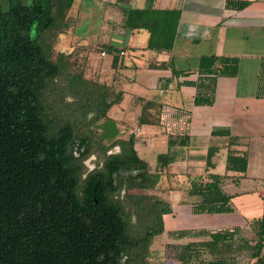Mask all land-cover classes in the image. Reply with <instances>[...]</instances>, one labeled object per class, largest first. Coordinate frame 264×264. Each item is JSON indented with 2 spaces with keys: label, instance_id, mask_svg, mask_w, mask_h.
<instances>
[{
  "label": "trees",
  "instance_id": "trees-1",
  "mask_svg": "<svg viewBox=\"0 0 264 264\" xmlns=\"http://www.w3.org/2000/svg\"><path fill=\"white\" fill-rule=\"evenodd\" d=\"M73 1L7 0L0 6V264H149L152 241L164 232L163 215L171 210L164 200L132 191L154 189L159 169L174 160L172 146L186 144L169 136L168 151L157 155L151 172L133 136L119 138L107 112L122 94L86 80L80 70L68 71L78 61L57 49ZM248 4L225 1L231 10ZM178 19V11L132 9L125 24L148 31V48L169 50ZM226 61L199 58L194 105H211L217 78L237 75ZM211 135L229 137L225 169L245 172L246 155L230 149L228 130L213 129ZM216 150L208 149L206 167ZM91 157L95 165L89 170L85 161ZM224 178L208 173L190 183L194 214L233 211ZM248 226L251 241H236L234 232L170 233L190 240L177 260L203 264L201 252L211 257L205 264H228L234 250L245 252L250 264H264V215Z\"/></svg>",
  "mask_w": 264,
  "mask_h": 264
},
{
  "label": "crops",
  "instance_id": "crops-1",
  "mask_svg": "<svg viewBox=\"0 0 264 264\" xmlns=\"http://www.w3.org/2000/svg\"><path fill=\"white\" fill-rule=\"evenodd\" d=\"M225 1L74 0L67 14L68 33L59 40L61 46L68 36L67 53L82 60L86 80L122 94L107 116L115 121L119 138L133 136L137 155L151 172L157 155L168 151L169 136L185 141L172 146L174 160L159 169L153 189L170 206L163 215L167 244L190 240L172 237L170 233L180 230H167L166 221L183 220L186 230L238 236L264 215V0H244L249 4L242 10L227 9ZM132 9L178 11L172 48H148V31L125 24ZM83 25L84 30L76 31ZM202 55L229 58L223 65L235 67L237 75L217 78L213 103L196 106L192 83ZM213 129H227L234 139L230 149L246 155L243 174L225 169L229 137L213 136ZM210 147L217 150L212 166L206 167ZM208 173L225 176L222 190L232 197V212H192L196 198L187 193L190 183Z\"/></svg>",
  "mask_w": 264,
  "mask_h": 264
},
{
  "label": "rangeland",
  "instance_id": "rangeland-1",
  "mask_svg": "<svg viewBox=\"0 0 264 264\" xmlns=\"http://www.w3.org/2000/svg\"><path fill=\"white\" fill-rule=\"evenodd\" d=\"M6 1L7 0H0V6L2 8L5 7L6 5ZM85 25H83L82 27H80L79 29H77L76 31H82L84 30V27ZM66 32H64L65 34ZM68 33V32H67ZM66 33V34H67ZM65 34V35H66ZM70 34V32H69ZM67 37L68 36H64L63 37V41L61 43V46L58 44L57 46V49H61V48H67L66 47V41H67ZM64 45V46H63ZM67 51V50H66ZM56 58V54H53V59ZM71 61H74V60H71ZM77 61V60H76ZM73 63V62H71ZM83 66V62L82 60H78V62H76V64L72 65V66H69L67 68L68 71H70L71 73H76L77 70H80L82 71V75H83V72H84V68L82 67ZM82 67V69H81ZM84 77V76H83ZM146 119H148V117H145ZM159 118V117H158ZM169 119V117H166V120ZM180 135V133H178ZM117 151V148H114L112 149L111 151L109 152H116ZM94 160L95 158L94 157H91L89 159H87L85 161V165L87 166L88 169H93L94 168ZM224 172V170H222ZM244 173V172H243ZM243 173H240V174H243ZM236 175V174H235ZM132 193H136V194H143L145 193L146 195H148L149 197H156V198H160L159 196H157V194L154 192V190H148V191H141V190H133ZM182 222L183 220H179L176 224L175 223H168L166 221L165 223V228L167 230L169 229H172L173 227H177V229L179 230H182V229H185L186 226L183 228L182 226ZM187 222V220L185 219L184 223ZM181 228V229H180ZM186 230V229H185ZM253 238V235L250 231H247L246 234L244 235H238L236 237H234V239L236 241L238 240H241V239H246V240H249L251 241ZM195 241L196 240H207L208 237H196L194 238ZM193 239V240H194ZM177 240V239H176ZM167 239L165 237L164 234L162 235H157L156 237H154L153 241H152V244H151V247H150V253H149V256H148V263L149 264H178V260H177V256L178 254L182 251L181 247L184 246V245H181L180 243L178 242H174L172 244H167ZM181 248V249H180ZM199 260L202 261L203 264H205L208 260L211 259V257L208 255V254H205V253H201L199 252ZM227 260L229 261L228 264H250V261L248 260L247 256H246V253L243 252V251H231L230 253H228L227 255Z\"/></svg>",
  "mask_w": 264,
  "mask_h": 264
},
{
  "label": "built area",
  "instance_id": "built-area-1",
  "mask_svg": "<svg viewBox=\"0 0 264 264\" xmlns=\"http://www.w3.org/2000/svg\"><path fill=\"white\" fill-rule=\"evenodd\" d=\"M120 54H123L122 52Z\"/></svg>",
  "mask_w": 264,
  "mask_h": 264
},
{
  "label": "water",
  "instance_id": "water-1",
  "mask_svg": "<svg viewBox=\"0 0 264 264\" xmlns=\"http://www.w3.org/2000/svg\"><path fill=\"white\" fill-rule=\"evenodd\" d=\"M89 170H91V169H89Z\"/></svg>",
  "mask_w": 264,
  "mask_h": 264
},
{
  "label": "flooded vegetation",
  "instance_id": "flooded-vegetation-1",
  "mask_svg": "<svg viewBox=\"0 0 264 264\" xmlns=\"http://www.w3.org/2000/svg\"><path fill=\"white\" fill-rule=\"evenodd\" d=\"M110 153V152H109Z\"/></svg>",
  "mask_w": 264,
  "mask_h": 264
}]
</instances>
